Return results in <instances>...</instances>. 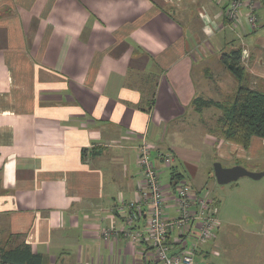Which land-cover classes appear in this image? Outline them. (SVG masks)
<instances>
[{
  "label": "crops",
  "instance_id": "0c3cea01",
  "mask_svg": "<svg viewBox=\"0 0 264 264\" xmlns=\"http://www.w3.org/2000/svg\"><path fill=\"white\" fill-rule=\"evenodd\" d=\"M229 3L0 0V246L19 235L43 264H159L147 241L103 236L122 228L119 201L136 198L144 135L155 158H177L172 168L157 161L164 183L186 179L183 169L219 203L220 216L228 193L207 189V179L195 185L197 165L211 156L264 171V139L253 136L248 148L225 140L217 131L222 110L203 105L235 97L239 83L221 61L232 49L243 51L249 86L264 91V0L256 29L246 7L229 22ZM255 187L245 196L262 199L264 182ZM262 225L245 231L246 247L229 261L215 260L220 228L199 246L198 264H264Z\"/></svg>",
  "mask_w": 264,
  "mask_h": 264
},
{
  "label": "built area",
  "instance_id": "2783aa9c",
  "mask_svg": "<svg viewBox=\"0 0 264 264\" xmlns=\"http://www.w3.org/2000/svg\"><path fill=\"white\" fill-rule=\"evenodd\" d=\"M258 1L230 0L227 19L236 23L240 19L241 9L246 7L249 26L258 28ZM153 154L154 150L144 135L139 147L142 182L136 198L119 201L114 211L120 220L123 218L122 228L117 230L114 224L103 231V236L123 235L133 244L147 241L152 249V257L159 264H198L196 252L199 246L214 239L221 227L219 204L189 185L185 179L178 180V175H173L168 183H164L157 161L172 168L177 158L172 152H156L158 159ZM168 208H173L175 213H169ZM139 222L143 224L136 226ZM171 235H174V239H171ZM191 236L195 238L194 242ZM172 253L175 254L172 256ZM202 264L215 263L204 261Z\"/></svg>",
  "mask_w": 264,
  "mask_h": 264
},
{
  "label": "trees",
  "instance_id": "16d2710c",
  "mask_svg": "<svg viewBox=\"0 0 264 264\" xmlns=\"http://www.w3.org/2000/svg\"><path fill=\"white\" fill-rule=\"evenodd\" d=\"M221 61L238 81V91L230 103L204 101L203 105L216 104L222 110L223 115L218 121L217 131L222 134L225 140L248 148L253 136L264 139V91L249 86L250 76L243 65V51L241 49L224 52ZM153 105L151 102L150 106ZM178 176V180H181L182 175ZM22 240L23 237L18 235L8 237L2 242L0 264H43L42 257L35 254L32 247Z\"/></svg>",
  "mask_w": 264,
  "mask_h": 264
},
{
  "label": "rangeland",
  "instance_id": "374dc122",
  "mask_svg": "<svg viewBox=\"0 0 264 264\" xmlns=\"http://www.w3.org/2000/svg\"><path fill=\"white\" fill-rule=\"evenodd\" d=\"M227 78H230V80H234L232 84L233 86L236 85V78L231 75L230 72L228 73ZM188 143L199 146L197 142L195 143V141ZM212 161H214V158H212L211 156L207 158L205 157L203 163L197 165L199 178L197 181H195V185H201L200 183L207 179V181H209V186L207 189L210 190V187L213 188V186H215L217 187V191H220L222 195L224 191L223 189H226V194L228 193V202H224V204L221 206L220 218L222 221V233L220 239L217 238L216 240V242H218L220 250L217 249L216 252L218 254V258H216L215 260H220V258H222L223 260L229 261L233 257V251L246 247V241L249 238L243 237L246 234L245 231L252 229L254 230L252 232L262 230V221L264 219V196L259 200L256 198L251 199L250 196L249 198H247L245 196V191H247L249 194L250 189L255 190L256 184L264 182V178L260 181H255L250 178H243L237 182L222 186L216 183V179L209 180L207 178V171H210L211 173L214 172L213 165L215 162L213 163ZM182 173L187 179H185V181L192 186V184L189 182L191 175L186 174L183 169ZM245 182H250V187L246 186ZM260 195L264 194L262 193ZM220 199L223 202V198L221 196ZM229 232L231 234H229ZM262 246L264 247V242H262ZM248 249L250 250V247Z\"/></svg>",
  "mask_w": 264,
  "mask_h": 264
},
{
  "label": "water",
  "instance_id": "95a60500",
  "mask_svg": "<svg viewBox=\"0 0 264 264\" xmlns=\"http://www.w3.org/2000/svg\"><path fill=\"white\" fill-rule=\"evenodd\" d=\"M214 175L219 185L225 186L237 182L243 178H251L253 180H261L264 177L263 172H252L244 166L236 165L233 167H225L219 161L215 162ZM176 253V252H175ZM175 253H172L173 256Z\"/></svg>",
  "mask_w": 264,
  "mask_h": 264
}]
</instances>
